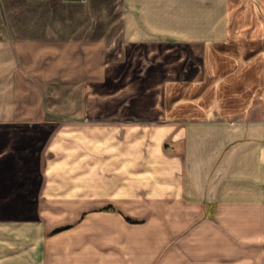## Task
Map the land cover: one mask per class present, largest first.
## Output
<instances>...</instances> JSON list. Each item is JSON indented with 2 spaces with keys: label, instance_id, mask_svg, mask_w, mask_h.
Wrapping results in <instances>:
<instances>
[{
  "label": "crops",
  "instance_id": "0c3cea01",
  "mask_svg": "<svg viewBox=\"0 0 264 264\" xmlns=\"http://www.w3.org/2000/svg\"><path fill=\"white\" fill-rule=\"evenodd\" d=\"M173 48L196 56L189 79L196 95L168 108L189 115L150 125L57 121L79 130L62 138L64 156H78L79 167L41 177H77L62 193H77L68 201L82 214L51 234L33 233L40 222L32 220L29 234L16 232L30 237L18 257L264 264V0H0V126L39 127L35 116L48 110L40 97L55 106L102 95L117 66L121 77L109 79L115 84L105 94L150 78L140 69L152 59L166 82L169 65L185 58L167 59Z\"/></svg>",
  "mask_w": 264,
  "mask_h": 264
},
{
  "label": "rangeland",
  "instance_id": "374dc122",
  "mask_svg": "<svg viewBox=\"0 0 264 264\" xmlns=\"http://www.w3.org/2000/svg\"><path fill=\"white\" fill-rule=\"evenodd\" d=\"M234 19V17L230 19L232 24L236 21ZM180 52L185 54V58L179 65L178 63L169 65L170 72L166 75L168 78L166 82L164 78H160L162 73H158L159 65L153 64L152 59L149 64L141 66L140 69L146 76L150 69V78L136 82L135 86L124 89L120 94H105L108 93L105 89L111 88L121 77L120 72L124 66H117L115 70L117 72L109 75V79H114L115 83H108L109 79L104 80L102 95L90 96L85 101L80 96H72L69 100L55 106L49 104L51 98L40 97V107L48 109L47 112L40 111L35 116L36 120L43 122L41 126H34L32 129L23 130L24 132L11 128L12 125L0 126V264H37L36 257H32L29 252L28 257L21 258L16 255L17 250L20 251V248L25 250L24 247L30 244V237L19 239L17 233L29 234L32 220L40 222L38 229L35 230L36 227L33 229V233L51 234L53 229L64 227L65 222H73L82 214L75 201H68L72 194L66 193L63 198L62 193L64 186L68 185L69 181L77 180V177L65 176L64 172L41 177V172L45 169L64 171L79 167L78 156L69 154L64 156L62 151L64 148L62 138L68 136V132L76 133L79 130L63 129L62 125L58 128L57 121H85L90 124L138 121L147 122L150 125L177 120V116L189 115V108L188 112L184 113L175 112L178 109L174 107L168 109L174 105H189L191 98L197 93V89L194 86L191 88L189 83L194 70L192 60L196 59V56L188 49L173 48L168 50L167 59L174 58ZM153 68L156 69L155 73L152 72ZM177 76L178 80L175 81L174 78ZM165 86L168 90L166 95ZM7 99L9 102L10 98ZM96 101L97 104H95ZM183 105L180 106L184 108ZM48 122H53L55 129H52L53 126H49ZM94 130L91 129V131ZM18 131L22 133L16 135ZM52 131L55 133L49 137L48 134ZM12 136L16 137L12 142L14 146L6 148L8 139ZM82 158L84 161H92L87 155ZM41 196L45 198L48 196V200L54 196L56 201H49L47 204L46 199ZM72 197L77 198V193H73ZM15 233L19 240L16 239ZM60 241L56 239L55 244L61 245ZM38 250H43L42 246H39ZM18 253L22 254L21 251ZM36 253L37 251L34 255Z\"/></svg>",
  "mask_w": 264,
  "mask_h": 264
}]
</instances>
